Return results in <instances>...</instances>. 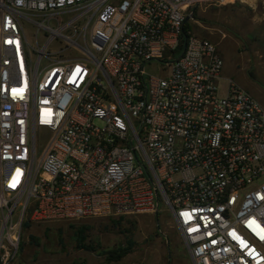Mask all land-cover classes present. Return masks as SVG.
<instances>
[{
	"label": "built area",
	"instance_id": "2783aa9c",
	"mask_svg": "<svg viewBox=\"0 0 264 264\" xmlns=\"http://www.w3.org/2000/svg\"><path fill=\"white\" fill-rule=\"evenodd\" d=\"M231 1L0 0V264L28 220L162 203L193 264H264V107L221 92L217 43L183 41L195 8Z\"/></svg>",
	"mask_w": 264,
	"mask_h": 264
},
{
	"label": "rangeland",
	"instance_id": "374dc122",
	"mask_svg": "<svg viewBox=\"0 0 264 264\" xmlns=\"http://www.w3.org/2000/svg\"><path fill=\"white\" fill-rule=\"evenodd\" d=\"M190 23L194 33L223 50L221 92L234 80L264 103V0L199 6ZM23 24L30 42L36 44V27L26 20ZM39 41L44 43L43 33ZM64 45L54 42L49 50ZM147 70L150 74L167 73L155 62ZM120 218V225L112 223ZM77 231L87 235V242L96 250L80 247ZM31 235L37 240L32 241ZM129 239L135 242L133 250L119 261H108L104 251L127 246ZM21 242L24 250L12 264H193L181 231L164 203L158 213L31 222L24 228Z\"/></svg>",
	"mask_w": 264,
	"mask_h": 264
},
{
	"label": "trees",
	"instance_id": "16d2710c",
	"mask_svg": "<svg viewBox=\"0 0 264 264\" xmlns=\"http://www.w3.org/2000/svg\"><path fill=\"white\" fill-rule=\"evenodd\" d=\"M189 30H192V24L190 23V21L187 22L185 27H184V33H183V37H184L183 41H184V43H185V38L188 37V35H189V33H188ZM184 43H182L180 45V47L178 48V54L182 53V51L184 49ZM112 221H113L112 223L120 225L121 221H122V218L117 219V220L113 219ZM30 225H31V221L28 220L27 222H25L24 227L28 228ZM84 227L87 228L88 226H84ZM76 234H77V240L79 242L80 247L88 249V250H91V251L92 250L93 251L96 250L95 246H93L92 244H89L87 242V239H88L87 235L83 234V232H81V231H79V232L77 231ZM30 238H31L32 241H36L37 240L34 235H31ZM134 245H135V242L132 239H129L127 246H120L118 248H115V249H112V250H109V251H106V252L104 251V253L107 254L106 258H107L108 261H119L120 259H122L124 256H126L128 253H130L133 250ZM23 250H24V246L22 245V242H21L20 251H23Z\"/></svg>",
	"mask_w": 264,
	"mask_h": 264
},
{
	"label": "crops",
	"instance_id": "0c3cea01",
	"mask_svg": "<svg viewBox=\"0 0 264 264\" xmlns=\"http://www.w3.org/2000/svg\"><path fill=\"white\" fill-rule=\"evenodd\" d=\"M221 51V53L223 54V50H220ZM224 57V56H223ZM224 61H225V57H224ZM225 76V73H224V68H223V71H222V75H221V77H224ZM241 85V84H240ZM242 86V85H241ZM244 87V86H243ZM244 88H246V90H248V92H250L253 96H254V94H253V92H251L247 87H244ZM255 97V96H254ZM256 98V97H255ZM259 102H260V104L264 107V103L263 102H261L258 98H256Z\"/></svg>",
	"mask_w": 264,
	"mask_h": 264
},
{
	"label": "water",
	"instance_id": "95a60500",
	"mask_svg": "<svg viewBox=\"0 0 264 264\" xmlns=\"http://www.w3.org/2000/svg\"><path fill=\"white\" fill-rule=\"evenodd\" d=\"M194 11H195V10H194ZM191 17H192V16H188V18H187V19L189 20Z\"/></svg>",
	"mask_w": 264,
	"mask_h": 264
}]
</instances>
